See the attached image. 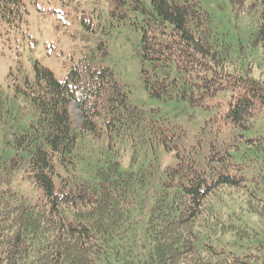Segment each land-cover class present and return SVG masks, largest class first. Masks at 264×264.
Wrapping results in <instances>:
<instances>
[{"label": "trees", "instance_id": "16d2710c", "mask_svg": "<svg viewBox=\"0 0 264 264\" xmlns=\"http://www.w3.org/2000/svg\"><path fill=\"white\" fill-rule=\"evenodd\" d=\"M22 1L0 0L7 26L24 15ZM135 2L147 16L142 58L165 70L161 78L144 77L147 95L209 108L227 90L223 125L237 135L220 149L211 145L198 162L196 148H179L182 134L147 121L129 103L107 68L82 58L61 82L36 64L24 93L37 117L10 144L28 158L38 194L32 201L0 189V264H264L259 247L233 242L252 235L234 216L239 203L264 217V85L250 66H232L230 46L214 38L198 0H150L151 12ZM248 7L258 20L249 44L264 58V0ZM73 102L79 126L71 119ZM8 115L0 95V123ZM255 124L263 133L250 132ZM128 142L161 146L177 163L151 165L139 177L122 172L113 157Z\"/></svg>", "mask_w": 264, "mask_h": 264}, {"label": "rangeland", "instance_id": "374dc122", "mask_svg": "<svg viewBox=\"0 0 264 264\" xmlns=\"http://www.w3.org/2000/svg\"><path fill=\"white\" fill-rule=\"evenodd\" d=\"M250 3L251 0L241 5L229 0H198L200 8L209 15L214 38L230 46L232 66L244 69L250 66L252 78L264 85L261 49L249 44L258 21L256 13L248 7ZM22 4L24 15L19 12L15 25L7 26L0 20V95L9 112L0 123L1 190L10 189L32 201L38 194L27 177L28 158L10 144V139L37 117L36 108L24 93L27 82L35 79L36 64L49 69L61 82L82 58L107 68L124 86L129 103L144 111L147 121L169 125L177 135L182 134L179 148L185 152L196 148V153L192 152L198 162H202L211 145L220 149L237 135V131L223 125L227 90L209 108L192 106L188 99H155L147 95L144 77L161 78L165 70L142 58L147 16L136 8L135 0H23ZM140 7L151 12L150 0H140ZM69 111L73 123L79 126L81 112L75 102ZM252 131L263 133L259 124ZM115 152L113 159L120 162L121 171L134 177L145 173L151 165L164 168L177 163L173 154L156 145L128 142L118 145ZM86 164L83 161L77 167L78 174L83 175ZM90 164L93 166L94 161ZM236 206L234 198L231 203L229 200L228 208L233 210ZM241 207L239 203L234 216L240 218L252 235L248 240L235 236L233 242L249 250L259 247L264 255V217L247 213ZM137 243L142 244V239Z\"/></svg>", "mask_w": 264, "mask_h": 264}]
</instances>
